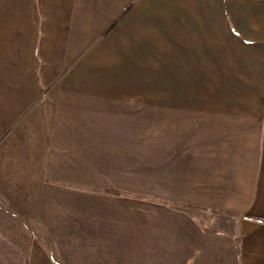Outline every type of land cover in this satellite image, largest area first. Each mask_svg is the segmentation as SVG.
I'll return each mask as SVG.
<instances>
[{"label":"crops","instance_id":"crops-1","mask_svg":"<svg viewBox=\"0 0 264 264\" xmlns=\"http://www.w3.org/2000/svg\"><path fill=\"white\" fill-rule=\"evenodd\" d=\"M55 261L264 264V0H0V264Z\"/></svg>","mask_w":264,"mask_h":264},{"label":"rangeland","instance_id":"rangeland-1","mask_svg":"<svg viewBox=\"0 0 264 264\" xmlns=\"http://www.w3.org/2000/svg\"><path fill=\"white\" fill-rule=\"evenodd\" d=\"M96 192V191H95ZM28 216L22 217L24 218V221L21 222V231H22V237H27V235H29V227H31L32 230H30L33 234L34 231L36 230V221L33 222V220L29 221L27 219ZM27 219V220H26ZM38 224V223H37ZM37 233L38 234H43V230L42 229H37ZM26 238H22V246L25 244ZM48 242V240H47ZM50 244V242H48Z\"/></svg>","mask_w":264,"mask_h":264},{"label":"trees","instance_id":"trees-1","mask_svg":"<svg viewBox=\"0 0 264 264\" xmlns=\"http://www.w3.org/2000/svg\"><path fill=\"white\" fill-rule=\"evenodd\" d=\"M106 195H120L121 192L112 188L104 189L102 191ZM55 264H59L57 261H55Z\"/></svg>","mask_w":264,"mask_h":264}]
</instances>
